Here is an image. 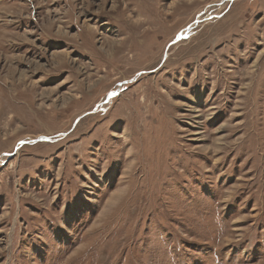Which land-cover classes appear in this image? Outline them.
I'll use <instances>...</instances> for the list:
<instances>
[{
  "label": "rangeland",
  "instance_id": "1",
  "mask_svg": "<svg viewBox=\"0 0 264 264\" xmlns=\"http://www.w3.org/2000/svg\"><path fill=\"white\" fill-rule=\"evenodd\" d=\"M0 264H264V0H0Z\"/></svg>",
  "mask_w": 264,
  "mask_h": 264
},
{
  "label": "bare ground",
  "instance_id": "2",
  "mask_svg": "<svg viewBox=\"0 0 264 264\" xmlns=\"http://www.w3.org/2000/svg\"><path fill=\"white\" fill-rule=\"evenodd\" d=\"M183 34H185V32H183ZM183 34H181V35H183Z\"/></svg>",
  "mask_w": 264,
  "mask_h": 264
}]
</instances>
